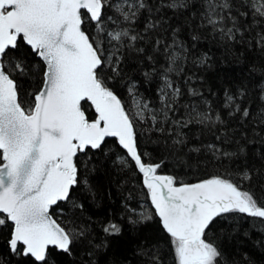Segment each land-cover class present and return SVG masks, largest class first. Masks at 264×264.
I'll use <instances>...</instances> for the list:
<instances>
[{
  "label": "snow or ice",
  "instance_id": "1",
  "mask_svg": "<svg viewBox=\"0 0 264 264\" xmlns=\"http://www.w3.org/2000/svg\"><path fill=\"white\" fill-rule=\"evenodd\" d=\"M167 11L222 40L264 51V0H0V231L17 264H100L120 242L122 224L108 220L97 238L92 218L84 219L98 164L110 153L141 175L150 200L151 209L126 206L130 231L158 221L167 237V252L161 241L140 238L132 249L137 264H166L168 255L173 264H228L222 240L229 233L217 224L238 225L237 217L247 216L264 230V169L242 162L235 172L189 181L162 173L166 161L141 150L144 124L167 131L165 146L181 168L192 167V154L247 159L255 142L234 140L231 152L203 141L189 146L190 126L211 131L224 120L209 101L180 104L175 75L183 72L188 48L178 39L179 27L166 42ZM191 39L200 36L194 32ZM134 59L149 65L142 74L145 84L156 83L155 105L133 80L130 104L118 94L125 65ZM188 94L203 97L191 87ZM246 95L243 86L225 91L223 107L264 133V106L254 117L250 106L242 107ZM259 99L264 102V88ZM0 264L12 259L0 254Z\"/></svg>",
  "mask_w": 264,
  "mask_h": 264
},
{
  "label": "trees",
  "instance_id": "2",
  "mask_svg": "<svg viewBox=\"0 0 264 264\" xmlns=\"http://www.w3.org/2000/svg\"><path fill=\"white\" fill-rule=\"evenodd\" d=\"M166 14L167 24L171 25L163 34L166 42L171 43L172 28L179 27L181 30L177 33L178 39L188 48L183 72L175 75L176 82L183 92L180 104L202 106L204 101H209L213 112L220 113L224 120L223 124H217L211 131L197 125L190 126L185 130L189 137V146L199 145L203 141L205 144L216 143L223 150L231 152L235 150L234 140H240L242 143L243 138L246 137L255 139V142L248 147L247 159L243 157L241 159L222 158L221 162L202 159L198 154H192V167L181 168L176 165L175 158L169 155L165 146V141L168 140L167 131L159 133L149 124H144L139 126L142 132L141 150L151 153L157 162L161 158L166 161V166L161 169L162 173H178L183 179L189 181L206 178L209 174L216 172H235L241 167L242 162L257 169H264V159L261 158L264 157V141L259 139V137H264V133L259 132V127L252 131L253 125L249 121L241 120L239 114L229 116L227 114L229 109L223 107L225 91L235 93L242 86L247 92L242 107L250 106L255 117L258 109L264 106V102L259 99L260 89L264 88V51L253 45H241L222 40L207 28H197L191 20L179 13L173 15L171 11H167ZM194 32L200 36V39L195 42L191 39ZM205 55L208 57L207 63L200 64V58ZM160 62L163 63L162 57ZM147 70H150L147 62L134 59L126 63L125 79L117 85L118 94L126 103H131V98L127 93V83L133 80L138 84V92L152 101L154 105L156 104V83H144L142 72ZM186 80L187 83H185ZM21 83L27 91L34 90L31 80H23ZM189 87L198 89L203 97L190 96ZM216 136H220L221 139L216 140ZM109 143L114 144V141ZM113 151L115 155L121 154L119 149ZM98 167L100 171L93 178L95 193L87 200L84 219L87 221L88 217L92 218V227L97 238L102 235V224L108 220L122 224L125 229L120 242L101 259L100 264H121V262L122 264H137V257L132 249L137 246L142 237H147L149 243L161 241L160 246L167 252V246L163 243L167 237L162 239L158 221L142 226L138 233L130 231L126 223L125 218L129 214L126 206L137 211L151 209L141 175L134 168L121 167L115 163L112 153L108 160L101 158V164H98ZM237 219L238 225L222 221L216 226L217 230L225 229L229 233L222 240L224 256L228 264H248L249 259L253 261V264H264V230L260 222L247 216H238ZM233 227H237L234 234L232 233ZM6 239V234L0 231V254H3L5 259H12V264H17L14 257L7 255ZM166 264H173L170 255H168Z\"/></svg>",
  "mask_w": 264,
  "mask_h": 264
}]
</instances>
